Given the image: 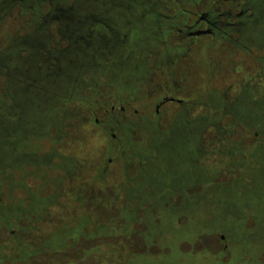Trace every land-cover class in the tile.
<instances>
[{"label": "rangeland", "instance_id": "1", "mask_svg": "<svg viewBox=\"0 0 264 264\" xmlns=\"http://www.w3.org/2000/svg\"><path fill=\"white\" fill-rule=\"evenodd\" d=\"M220 1L198 0L196 7L206 13L213 9L221 12L224 7L216 4ZM157 5L159 11L173 15L170 0H157ZM178 7L182 14L177 20L158 18L141 40H137L138 43L125 52L126 58L131 56L127 61L143 65L138 69L141 68L142 73H145V79L136 82L138 76L126 74L118 84L115 83V74L110 70L105 81L86 79L92 92L78 94V100L83 105L70 101L60 106L65 114L61 126L59 82L49 83L50 86L43 81L42 74L36 83L33 92L35 94L29 92L25 94L28 97H23L24 103L31 108L27 111L28 108L23 106L15 110L7 105L2 98L5 81L0 79V112L5 113H0L2 117L9 113L10 118L15 120L20 111L27 114L37 108L43 111L50 108L46 112H51V123L47 126L49 135L46 139L43 136L38 139L29 138L21 145L19 152L22 155L24 146H27L25 152L29 153L30 143L31 153H34L37 148L33 144L41 143V153L48 155V166H54L53 170L45 171L41 175V181L39 174L23 180L22 173L12 170L9 172L13 183L22 185L13 193L16 201L26 198L22 189L25 185L38 199L48 202L43 220L36 224L38 232H31L30 240L26 238V241L33 244L30 252L38 251L40 245H43L42 242L47 241V245L39 250L45 257L32 254L33 257L27 256L30 258L25 259L26 256L20 254L22 261L14 257L15 260L11 261L14 264H228L239 243L236 239L226 241L223 230L214 236L202 235L195 241L192 238L179 243L166 240L167 230L156 219V210L151 204L161 188L157 183L147 185L143 180L142 170L147 169L153 173L151 180L158 177L159 161L155 149L158 143L155 141L162 139L182 113L180 105L168 99L173 98L188 104L183 109L185 114L180 116L185 124L197 118H205L216 126L214 110L209 111V108H213L214 103L222 99H234L240 90L249 85L253 86L254 81L264 76V45L261 40L255 39L253 44L246 47L249 51H234L216 42L211 36H203L196 41L188 40L182 44L177 30L173 29H181V25L187 21L182 10H193L194 6L181 0ZM17 28L15 20L1 24L0 49L5 46L7 37L17 35ZM152 39L159 41L154 45L151 44ZM179 45L183 51L188 48L185 56L160 65L159 56H164L166 50L180 49ZM114 62L121 61L115 59ZM75 79L77 77H73L70 84L65 81V86H72ZM8 84L11 94L18 95L22 89L19 81H9ZM165 90L168 91L167 94H164ZM163 97H167L168 101L159 109L158 115H155L154 107ZM192 103L196 105L191 106ZM112 106L114 113L110 114ZM37 114V124H40L44 112ZM95 120L98 121L97 124ZM13 128L14 125L10 126V129ZM106 130L115 135L116 143H110L111 139L105 133ZM212 136V129L202 128L200 143H192V151L204 150L207 145L205 142ZM6 141L14 142L15 136L8 135ZM56 152L59 154V172L55 171ZM16 156L15 153L14 157ZM107 159L112 160L111 164L107 165ZM203 164L202 162L201 165ZM26 171H30V168L26 167ZM183 185L184 189L175 193V196L167 195L166 199L161 200L162 210L174 209L179 204L180 197L187 200L192 194L200 195L201 191H205L200 184ZM39 187L42 188L38 190ZM2 188L4 197L2 196L1 204H13L4 195L9 188L7 181ZM29 215L32 222L41 220L42 217L39 211ZM23 216L20 218H24ZM147 218L150 223L146 222ZM189 224L187 220L178 219L171 222L168 229L179 233L188 228ZM194 224L203 227L202 221L201 224ZM2 225L7 224L0 221V255L9 242ZM38 237L42 238L41 243L38 242ZM56 237L63 240L61 247L56 242ZM223 249L226 250V255L218 256ZM5 251L10 257L12 247ZM241 251L245 254L248 252L245 247ZM259 259L264 263V254ZM11 262L0 260V264Z\"/></svg>", "mask_w": 264, "mask_h": 264}, {"label": "trees", "instance_id": "2", "mask_svg": "<svg viewBox=\"0 0 264 264\" xmlns=\"http://www.w3.org/2000/svg\"><path fill=\"white\" fill-rule=\"evenodd\" d=\"M180 1L170 0L173 15H166L159 11L157 0H0V26L8 20L17 21L18 26L17 35L7 37L5 46L0 49V79L5 81L2 98L15 110L21 106L27 109L23 97H28L25 94L29 92H35L34 87L43 74V81L48 84L59 82L61 126L65 114L60 106L70 101L83 105L78 100L79 95L92 92L86 79L105 81L109 70L115 74V83L118 84L126 74L141 76V68L138 69L140 64L132 63L126 70L121 67L129 62L126 61L125 52L129 47L135 46L137 40H141L158 18L177 20L182 14L178 7ZM197 1L183 0L194 6L188 12L194 13L198 10ZM242 4L245 15L240 19L241 27L217 25L210 31L213 40L223 46L234 51L247 52L249 50L246 47L253 44V40L261 38L254 31L264 29V23L262 11L261 14L256 12L253 15L249 0H242ZM260 4L263 10L264 4ZM182 12L188 18L189 15L183 10ZM158 41L152 39L151 43L155 45ZM182 52L184 55V51L178 48L164 51L165 54L177 58L182 57ZM115 59L121 62L115 63ZM31 62L36 66L31 65ZM262 68L264 69V60ZM73 77H77L73 85L65 86L64 82H69ZM9 81H19L22 89L18 95L11 94ZM213 108H209V111L214 110L216 126L205 118L190 122L191 131L212 129V138L205 142L207 145L204 150L192 151L191 142L187 150L188 154L193 152L188 166L191 163L194 166L186 169L190 174L188 184H200L205 191H201L200 195L192 194L187 200L180 197V202L174 209L164 211L160 208L161 200L166 199L167 195L175 196V193L185 187V183L180 181L181 174H173L172 169L159 161L158 177L148 183V178L143 177V180L147 185L157 183L161 188L151 204L155 207L156 219L167 230L166 240L179 243L192 238L195 241L202 235L214 236L223 230L226 241L236 239L239 243L228 264H264L259 259L264 254V76L254 81L253 86L249 85L240 90L234 99L217 101ZM29 109L31 108L27 111ZM48 110L50 108L43 111L46 131L51 123V112L47 113ZM10 116L9 113L5 117L0 115L3 124L1 128L5 127L7 131L8 126L14 125L21 129L30 120V123L38 121L37 113L26 114L25 111H20L15 120ZM10 134L17 135L15 132ZM46 136L43 135L44 139ZM143 170L142 174L146 176L147 169ZM145 205L151 207L150 204ZM178 219L187 220L190 224L179 233L172 232L168 229L169 225ZM201 221L203 227L195 226L194 222L201 224ZM146 222L150 223L149 218ZM63 243L59 238V247ZM242 247L248 250L247 254L241 251ZM222 255H226V250L223 249L218 254Z\"/></svg>", "mask_w": 264, "mask_h": 264}, {"label": "flooded vegetation", "instance_id": "3", "mask_svg": "<svg viewBox=\"0 0 264 264\" xmlns=\"http://www.w3.org/2000/svg\"><path fill=\"white\" fill-rule=\"evenodd\" d=\"M264 4V0H249V6L251 7V11L254 13L258 12V14H263V23H264V7L263 10L261 9V4ZM216 4H219L220 6L224 7V10L221 12L218 11H200L196 10L194 13H190L188 11H185L189 16L187 18V21H185L181 25V29H177V33L180 36L182 44L185 43V41H196L198 38L203 36H212L211 29L215 28L217 25H220L221 27L226 26H235V27H241L242 23L240 19L245 15L244 14V7L242 4V0H221L219 3L216 2ZM198 11V12H197ZM257 14V13H256ZM255 22V21H254ZM208 31L209 34L207 35H201V36H192L195 33ZM254 34L259 35L264 45V29L254 31ZM124 39L127 41V36L124 37ZM149 40V39H148ZM257 40V39H256ZM152 44V43H151ZM181 45H179L180 47ZM187 47H189V44H186ZM179 50H182L181 47ZM168 51V50H167ZM183 51V50H182ZM188 51V48L185 49L184 53ZM134 55V54H133ZM185 55V54H184ZM184 55H181L182 57ZM131 58V56H129ZM126 58V59H130ZM177 56H171V54H165L164 56L160 57L158 59V62L161 64H164L165 62L170 61H176ZM127 61V60H126ZM125 61V62H126ZM132 62H127L126 64L122 65L121 67L126 70V68H130ZM31 65L36 66L34 62H31ZM141 67L142 64H141ZM123 78V77H122ZM140 78V79H139ZM135 80L136 82H139L140 80L145 79V73H141V76H138ZM168 79V78H167ZM121 81V80H120ZM36 88V87H34ZM164 94H167L168 91H163ZM34 95L35 93H32ZM173 99V98H171ZM171 99H168L170 102L177 103L175 100L171 101ZM167 97H163L162 101L158 102V105H155L154 107V114L158 115L159 109L168 101ZM181 107L182 113L178 115L177 119L174 121L172 126L170 127L169 131L162 137V139H159L155 143H160L157 146L156 153L158 154V161L160 163H165L170 169H172L173 174H179L181 176V183L188 184L190 183L189 179V173L186 171L187 167L192 168L194 167L191 163L188 166V163H190L191 156H193V152L191 154L187 153V150H189V146L191 143H200V133L202 129H195L191 131L190 125L191 123H184L182 122V119L180 118L181 115H184L185 111L183 109L188 105L187 103H184L181 101V103H177ZM191 106L196 105V103L190 104ZM121 112H124L123 108H120ZM43 112V109L37 108L36 111H33L32 113H40ZM106 112V111H105ZM110 114L114 113V107L112 106L109 110ZM136 113V112H135ZM31 119V118H30ZM31 120L28 122V124H24L21 126L22 128H13L14 130L10 131V126H8V130L4 127H2V122L0 121V221L3 223H6L7 225H2L4 228V231L8 235V244L5 248V250H10V247H12V252L10 253V257L7 256L6 251L4 250L1 252L0 260H7L9 262L15 260L14 257H18L20 261H22V256L25 259H29L30 257L27 256H40L45 257L43 252H40L39 250L43 248V246H46L47 241H43L40 245V249L38 251H29L32 247V243L29 241H26V238H29V240L32 238L30 236L31 232L37 233L39 229H37L36 224L41 222L43 220V215H45L46 212V206H48L47 201H43L41 199H38L36 195H33L32 191L26 187L25 185L22 187L23 191L25 192V199L24 200H18L14 199L13 193L16 190H19L22 185H17L13 183V177L9 174V172L12 171H18L22 173V179L26 180L27 177H37V174L40 176V181L43 180L42 174L46 171L53 170L54 166H48V155H44L41 153V143H32L36 150H34V153H31V144L28 143L29 147V153H26L27 146H24V153L21 155L19 152V148L21 145H23L24 140L31 139H38L39 137H44L47 135V131L44 129L43 121H41L40 124H37V122L30 123ZM96 124L98 123L97 120L94 121ZM30 123V124H29ZM19 131V132H18ZM110 130H106L105 133L109 135L111 142L110 143H116V137L114 134H111L109 132ZM15 132L17 135H15V141L12 143H8L6 141V137L9 135V133ZM44 133V134H43ZM5 138V139H4ZM4 139V140H3ZM191 142V143H190ZM37 144V145H36ZM32 146V147H33ZM191 150V149H190ZM15 153L17 154L16 157ZM166 153V154H164ZM170 153V155H169ZM163 154L165 156H163ZM55 159L57 161V165L55 166V171L59 172V154L56 152L54 154ZM193 158V157H192ZM111 159H107V165L111 164ZM192 165V166H191ZM26 167L30 168V171H26ZM53 167V168H52ZM23 168V170H22ZM146 170V169H145ZM144 171V170H143ZM8 173V174H7ZM151 173L147 170V175L142 176L147 179V183L151 181ZM6 181L8 182L9 188L7 189L6 195L7 200L10 202L12 201L13 204L2 205V196H3V185H6ZM19 184V183H18ZM20 184L22 182L20 181ZM42 187H39L38 190H40ZM4 197V196H3ZM17 202V203H15ZM27 205V207H26ZM36 211H39L42 213L41 220H33L31 219V213H35ZM24 215V218H20V216ZM25 222V223H22ZM28 223V224H27ZM1 226V227H2ZM36 227V228H35ZM33 228V229H32ZM16 233L18 235H16ZM24 238V240H23ZM38 242L41 243L40 240L42 238L38 237ZM56 242H59V238L56 237ZM37 250V249H36ZM33 254V256H32ZM11 264H14L11 262Z\"/></svg>", "mask_w": 264, "mask_h": 264}, {"label": "water", "instance_id": "4", "mask_svg": "<svg viewBox=\"0 0 264 264\" xmlns=\"http://www.w3.org/2000/svg\"><path fill=\"white\" fill-rule=\"evenodd\" d=\"M207 34H209V32L208 31H204V32H199V33H195V34H193L192 36H201V35H207ZM171 101H174L173 99H171ZM177 103H181V101H176Z\"/></svg>", "mask_w": 264, "mask_h": 264}]
</instances>
